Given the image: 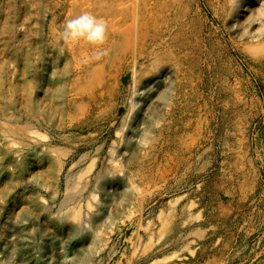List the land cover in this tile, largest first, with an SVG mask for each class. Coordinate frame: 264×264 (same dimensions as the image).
Segmentation results:
<instances>
[{
    "label": "rangeland",
    "instance_id": "374dc122",
    "mask_svg": "<svg viewBox=\"0 0 264 264\" xmlns=\"http://www.w3.org/2000/svg\"><path fill=\"white\" fill-rule=\"evenodd\" d=\"M130 1L0 0V264H264V0ZM84 12L98 64L62 40ZM71 166L90 183L62 208Z\"/></svg>",
    "mask_w": 264,
    "mask_h": 264
},
{
    "label": "bare ground",
    "instance_id": "6f19581e",
    "mask_svg": "<svg viewBox=\"0 0 264 264\" xmlns=\"http://www.w3.org/2000/svg\"><path fill=\"white\" fill-rule=\"evenodd\" d=\"M132 1V0H131ZM130 1V2H131ZM151 1V0H150ZM158 1V0H157ZM163 1V0H162ZM253 1H255V0H230V3H231V7H232V9H231V12H232V16H233V18H235L236 20H238L239 19V17H240V15L241 14H243L245 11H251V13L250 14H253V11H254V9L251 7V6H249V4H251V2H253ZM72 2V1H71ZM103 2H105V1H103ZM127 3V2H126ZM126 3H125V5H126ZM155 3V2H154ZM128 4V3H127ZM122 5H124L123 3H122ZM121 5V6H122ZM153 6V5H152ZM120 7V6H119ZM133 7H134V5H133ZM151 7V6H150ZM93 8V7H92ZM135 8V7H134ZM152 10H153V8H152ZM134 11V10H133ZM135 12V11H134ZM134 12L133 13H131V14H134ZM152 13V12H151ZM261 13V15H263V17H264V11H261L260 12ZM159 14V13H158ZM122 15V14H121ZM135 15H137V14H134V16ZM123 16V15H122ZM151 16V15H150ZM131 17V16H130ZM136 18L138 17V16H135ZM135 17H134V19H135ZM141 17V16H140ZM110 18V17H109ZM133 19V18H132ZM131 19V20H132ZM133 19V20H134ZM114 21H115V19H114ZM113 21V22H114ZM137 21V20H136ZM152 22V21H151ZM132 23V22H131ZM133 23H134V21H133ZM127 24L128 23H126V26H127ZM107 25L109 26V24H108V22H107ZM142 25H143V22H142ZM134 26V25H133ZM144 26V25H143ZM116 27V26H115ZM109 28V27H108ZM118 28V27H117ZM122 28V27H121ZM115 29V28H114ZM120 30V29H119ZM138 30H139V28H138ZM108 33H109V31H108ZM135 33H136V31H135ZM138 33V32H137ZM118 35V34H117ZM135 37V36H134ZM120 39V38H119ZM132 39V42H133V38H131ZM114 41V40H113ZM117 41V40H116ZM131 42V41H130ZM84 44V43H83ZM115 46V45H114ZM117 47V46H116ZM82 54V53H81ZM109 56V55H108ZM87 57V56H86ZM84 58V57H83ZM105 58V57H104ZM79 59H80V55H79ZM86 59V58H85ZM84 59V60H85ZM103 59V58H102ZM125 59V58H124ZM133 59V58H132ZM75 60H76V58H75ZM80 60H82V58L80 59ZM101 59H99V60H97V59H95L94 58V54L92 55V56H90V57H88V60H87V62L89 63H93V64H98V62L100 61ZM136 60V59H135ZM162 60V59H161ZM114 61V60H113ZM116 61V60H115ZM140 61V60H139ZM160 61V60H159ZM76 66H77V68L79 69V70H82V69H85V65H84V61H78V60H76ZM112 62V61H111ZM126 62V61H125ZM134 62V61H133ZM138 62V61H137ZM114 63V62H113ZM128 63V62H127ZM135 63V62H134ZM106 64V63H105ZM115 64V63H114ZM145 64V63H144ZM157 64V63H156ZM150 65V64H149ZM108 66H110V65H108ZM114 66H116V65H114ZM127 66V65H126ZM123 67V66H122ZM151 67V66H150ZM169 67V66H168ZM121 68V67H120ZM120 68H119V70H120ZM101 69V68H100ZM169 69V68H168ZM118 70V71H119ZM154 70V69H153ZM137 71V70H136ZM82 72V71H81ZM80 72V74H82ZM113 72H114V70H113ZM116 72V71H115ZM138 72V71H137ZM111 73V72H110ZM135 73V72H134ZM80 74H77L76 75V77L75 78H73L72 79V81L73 82H75L76 81V79L79 77V75ZM116 74V73H115ZM92 75V74H91ZM110 75V74H109ZM117 75V74H116ZM115 75V76H116ZM134 75V74H133ZM158 75V74H157ZM135 76V75H134ZM148 76V75H147ZM151 77V76H150ZM155 78V77H154ZM109 79V78H108ZM116 79V78H115ZM153 79V78H152ZM162 79H164V78H162ZM145 80V79H144ZM169 80V79H168ZM87 80H86V76H85V82L83 83V86L81 87V89H82V91L84 92V90L86 89V88H88L87 86H89V84H88V82H86ZM134 81V80H133ZM142 82V81H141ZM140 82V83H141ZM146 82V81H145ZM143 83V82H142ZM147 83V82H146ZM163 83V82H162ZM132 84H134V83H132ZM136 85H138V84H136ZM141 85V84H140ZM146 85V84H145ZM133 86H135V85H133ZM132 86V87H133ZM142 87H144V86H142ZM134 88V87H133ZM140 88V87H139ZM149 89V88H148ZM152 89V88H151ZM155 89H157V88H155ZM135 90V89H134ZM150 90V89H149ZM128 91V90H127ZM160 92V91H159ZM132 93V92H131ZM153 94V93H152ZM151 94V95H152ZM141 95V94H140ZM134 96H135V94H134ZM133 96V97H134ZM164 96H165V94H164ZM163 96V97H164ZM141 97V96H140ZM131 98V97H130ZM150 98V97H149ZM151 99V98H150ZM167 99V98H166ZM135 100V99H134ZM148 101V100H147ZM137 102V101H136ZM136 102H135V104H136ZM139 102V101H138ZM77 103V102H76ZM79 103V102H78ZM134 104V105H135ZM141 104V103H140ZM145 104V103H144ZM130 105H132V104H130ZM138 105V104H137ZM143 105V104H142ZM141 106V105H140ZM72 107V106H71ZM134 108H136V107H134ZM89 109V108H88ZM139 109V108H138ZM142 109V108H141ZM70 112V111H69ZM72 112V111H71ZM145 112V111H144ZM76 113V112H75ZM70 114H72V113H70ZM133 114V113H132ZM128 115H130V114H128ZM82 116V115H81ZM141 116V115H140ZM137 117V116H136ZM121 118V117H120ZM133 118V117H132ZM80 119V118H79ZM137 119V118H136ZM72 120V119H71ZM84 121V120H83ZM127 121V120H126ZM161 121V120H160ZM155 122V121H154ZM73 123V122H72ZM82 123V122H81ZM89 123V122H88ZM126 123V122H125ZM132 123V122H131ZM84 124V123H83ZM127 124V123H126ZM156 124V123H155ZM131 125V124H130ZM136 125V124H135ZM128 126V125H127ZM74 127V126H73ZM71 128V127H70ZM135 128V127H134ZM136 128H137V126H136ZM27 131V130H26ZM129 132V131H128ZM129 135H130V133H129ZM119 144V143H118ZM49 149V148H48ZM52 149V148H51ZM116 152V151H115ZM63 156H66V157H69L70 156V154L68 153V151H66L65 153H63L62 154ZM87 156V154H84L81 158H80V160H79V163L82 161V160H84V158ZM65 157V158H66ZM21 158V157H20ZM114 159V158H113ZM15 160V159H14ZM96 160V159H95ZM95 160H94V162H95ZM22 163V162H21ZM26 163V162H25ZM19 164V163H18ZM23 164V163H22ZM94 163L92 162V164H90L91 166L93 165ZM114 164V163H113ZM61 165V164H60ZM76 164H74V166H75ZM96 165V164H95ZM95 165L93 166V168H91L92 170L94 169V167H95ZM99 165V164H98ZM104 166V165H103ZM23 167V166H22ZM90 167V166H89ZM87 168H88V165H87ZM87 168H84V169H80L77 173H74L73 174V167L71 166V168H69V171H68V174H67V177H66V182H65V188H66V191L67 192H65V197H64V199H63V201H62V208H64V207H66V206H68V205H70V204H72V202H74L80 195H82L84 192H85V190H87L88 189V187H89V183L90 182H87L88 180H86V182H87V184H83L82 186H81V189H79L80 188V185H81V183L79 184V182H80V180L81 179H83V177H84V174L86 173V171L88 170ZM99 168V167H98ZM98 168H97V170H98ZM110 168V167H109ZM108 168V169H109ZM113 168V167H112ZM91 169H90V171H91ZM103 169V168H102ZM20 170H22V169H20ZM61 170H62V167L60 166V167H57V171H58V173H60L61 172ZM96 169H95V172L97 171ZM103 170H105V169H103ZM106 171V170H105ZM115 172V171H114ZM28 173V172H27ZM88 173H89V171H88ZM112 173V172H111ZM30 174V173H29ZM95 175V174H94ZM96 178H97V181H98V184L100 185V184H102L105 180H106V176H105V174L103 175V171L102 170H100V171H98V173L96 174V176H95ZM34 178V177H33ZM81 178V179H80ZM95 178V179H96ZM86 179V178H85ZM15 183L16 184H19V183H21V180L19 179V177L18 176H16V179H15ZM97 182H95V184H96ZM94 184V185H95ZM99 185H98V187H99ZM93 186V185H92ZM96 187V186H95ZM79 200V199H78ZM81 200V199H80ZM79 204V203H78ZM60 205V204H59ZM81 205V204H80ZM74 206V205H73ZM72 208V207H71ZM81 208V207H80ZM80 208H78V210L80 209ZM74 209V208H73ZM82 209V208H81ZM81 209H80V211H81ZM47 209L45 208V211H46ZM48 211V210H47ZM71 211V210H70ZM80 211H79V213H80ZM100 212V211H99ZM42 213V212H41ZM48 213V212H47ZM76 213V212H75ZM78 213V214H79ZM98 213V212H97ZM49 214H51V213H49ZM77 214V215H78ZM77 215L75 216L76 218H77ZM80 215V214H79ZM45 216V215H44ZM47 216V215H46ZM60 216V215H59ZM81 216V215H80ZM79 216V220L78 221H76V218H75V223H72V224H70V231H72L73 233H75V234H77L78 236H81V235H84L86 232H87V228H88V224L89 223H85V221H83V219H81V217ZM83 216V215H82ZM48 217V216H47ZM87 217V216H86ZM83 218V217H82ZM55 219V218H54ZM66 219H67V215L65 216V215H63V216H60L59 218H57L55 221H52V222H49V224H48V227L47 228H54V227H60V226H62V225H64L65 223H66ZM90 219V218H89ZM93 220H96V219H98V216L97 215H95V216H93V218H92ZM48 220V219H47ZM44 221V220H43ZM48 222V221H47ZM95 222V221H94ZM97 222V221H96ZM46 223V222H45ZM47 224V223H46ZM99 224V223H98ZM43 225V224H42ZM65 227V226H64ZM46 228V229H47ZM21 230V221H15V222H13V221H0V232H1V234H2V238H4V241L6 240H8V238L11 236L10 234H9V232L10 233H12V232H15V233H17L18 231H20ZM55 229V228H54ZM9 231V232H8ZM61 230H57V234L55 235L56 237H59V232H60ZM90 231V230H89ZM48 232V231H47ZM51 232H52V230H51ZM66 232V231H65ZM85 232V233H84ZM14 234V233H13ZM55 234V233H54ZM17 237V236H16ZM51 237V236H50ZM13 237H11V239H12ZM21 238V237H20ZM19 238V239H20ZM45 238V237H44ZM60 238V237H59ZM93 238V240H94V238L95 237H93V235H92V237H91V239ZM80 239V238H79ZM76 240H78V239H76ZM9 241V240H8ZM19 241V240H18ZM79 241V240H78ZM77 241V242H78ZM83 241V240H82ZM14 242V241H13ZM21 242V241H20ZM88 242V241H87ZM86 242V243H87ZM90 242V241H89ZM92 242V241H91ZM96 242V241H95ZM10 243V241L8 242V244ZM12 243V242H11ZM80 243V242H79ZM94 243V242H93ZM91 245V244H90ZM6 246V245H5ZM7 246H9L10 247V245H7ZM18 246V245H17ZM85 246H87V245H85ZM9 247H7V248H9ZM15 247V246H14ZM26 247V246H25ZM43 247V246H42ZM60 247V246H59ZM22 248V247H21ZM88 248V247H87ZM98 248V247H97ZM5 249H6V247H5ZM12 249V248H11ZM79 249V248H78ZM15 250V249H14ZM19 250V249H18ZM77 250V249H76ZM87 250V249H86ZM3 251V250H2ZM9 251V250H8ZM16 251V250H15ZM20 251V250H19ZM83 251H85V250H83ZM88 251V250H87ZM5 252V251H4ZM89 252V251H88ZM21 253V252H20ZM24 253V252H23ZM26 253V252H25ZM85 254V253H84ZM95 254H96V252H95ZM80 255V254H79ZM6 256V255H5ZM16 256V255H15ZM78 256V255H77ZM91 256H92V254H91ZM74 257V256H73ZM83 257H84V255H83ZM82 258V257H81ZM80 258V259H81ZM6 259V258H5ZM74 260V259H73ZM77 260V259H76ZM87 260V259H86ZM91 260V259H90ZM68 261V260H67ZM68 263V262H67ZM71 263V262H70ZM72 264V263H71ZM75 264V263H74ZM77 264H79V262L77 263Z\"/></svg>",
    "mask_w": 264,
    "mask_h": 264
},
{
    "label": "clouds",
    "instance_id": "9594fccd",
    "mask_svg": "<svg viewBox=\"0 0 264 264\" xmlns=\"http://www.w3.org/2000/svg\"><path fill=\"white\" fill-rule=\"evenodd\" d=\"M62 40L64 43L78 44L85 42L98 49L94 58L99 60L102 56L108 54L103 46L108 41V25L107 22L95 15L84 12L78 16L66 20L63 31ZM87 63V60H85Z\"/></svg>",
    "mask_w": 264,
    "mask_h": 264
}]
</instances>
